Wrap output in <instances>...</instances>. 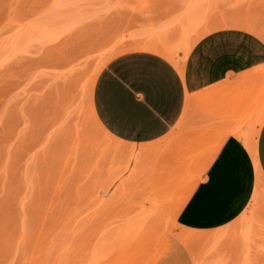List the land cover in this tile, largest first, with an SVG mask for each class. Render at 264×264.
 <instances>
[{
	"label": "rangeland",
	"instance_id": "1",
	"mask_svg": "<svg viewBox=\"0 0 264 264\" xmlns=\"http://www.w3.org/2000/svg\"><path fill=\"white\" fill-rule=\"evenodd\" d=\"M156 1L0 0V264H149L177 231L195 179L152 178L90 101L102 68L150 30ZM177 234L194 264H264V185L227 227Z\"/></svg>",
	"mask_w": 264,
	"mask_h": 264
},
{
	"label": "crops",
	"instance_id": "2",
	"mask_svg": "<svg viewBox=\"0 0 264 264\" xmlns=\"http://www.w3.org/2000/svg\"><path fill=\"white\" fill-rule=\"evenodd\" d=\"M185 1L153 3L141 25L150 30L102 68L92 91L102 130L150 161L152 178L195 179L175 213L177 231L149 264H194L177 232L227 227L264 185V0H246L245 10Z\"/></svg>",
	"mask_w": 264,
	"mask_h": 264
},
{
	"label": "bare ground",
	"instance_id": "3",
	"mask_svg": "<svg viewBox=\"0 0 264 264\" xmlns=\"http://www.w3.org/2000/svg\"><path fill=\"white\" fill-rule=\"evenodd\" d=\"M247 25V24H246ZM248 26H249V24H248ZM238 27V26H237ZM149 43V42H148ZM149 44H151V43H149ZM143 45V44H142ZM147 45V43L145 44V46ZM137 46V45H136ZM138 46H141V44L140 45H138ZM142 48L144 47V46H141ZM141 47H139V48H141ZM147 47V46H146ZM149 47V46H148ZM147 47V48H148ZM137 48V47H136ZM139 48H137V49H139ZM148 49H150V50H152L151 48H148ZM149 50V51H150ZM162 50V49H161ZM165 50V49H164ZM163 50V51H164ZM165 52L168 54L167 55V57L166 58H168V57H170L171 55L169 54V53H171V52H169L168 50H165ZM164 52V53H165ZM160 53H162V52H160ZM165 56H166V54H165ZM172 56H173V54H172ZM172 56L170 57V59L172 58ZM174 59H176V58H174ZM171 61H173V60H171ZM178 61V60H177ZM175 61H173V63H174ZM176 63V62H175ZM178 67V66H177ZM179 69V68H178ZM93 90V89H92ZM90 96H92V93L90 94ZM92 98V97H91ZM92 99H90V101H91ZM187 104V103H186ZM91 109H92V102H91ZM92 114H93V111H92ZM93 117H94V114H93ZM94 119H95V117H94ZM95 122H97L96 121V119H95ZM98 123V122H97ZM99 125V124H98ZM100 126V125H99ZM101 128V127H100ZM102 129V128H101ZM245 141H246V145H247V147L249 148V150H250V152H251V154H252V156L254 157V153H253V144H252V140L251 141H247V139H245ZM131 152V151H130ZM128 153V152H127ZM124 154V153H123ZM245 211V210H244ZM136 236V235H135ZM135 236H133V237H135ZM138 236H139V238H140V235L138 234ZM141 239V238H140ZM131 240V242H135V241H132V240H135V239H131V238H129V240H127V242H128V244H126L127 246H131L132 244H131V242L129 243V241ZM187 240V239H186ZM139 241L140 240H138V242H136V243H139ZM141 242V241H140ZM136 243L133 245V247L136 245ZM129 244H131V245H129ZM160 245V244H159ZM124 247H125V245H124ZM132 247V248H133ZM127 248H129V247H127ZM141 249V248H140ZM134 250V249H133ZM135 251V253H136V250H134ZM157 251V250H156ZM130 252V251H129ZM139 252H140V250H139ZM131 253H133V252H131ZM156 253V252H155ZM133 256H135L134 254H132V257ZM127 257H129V256H127Z\"/></svg>",
	"mask_w": 264,
	"mask_h": 264
}]
</instances>
